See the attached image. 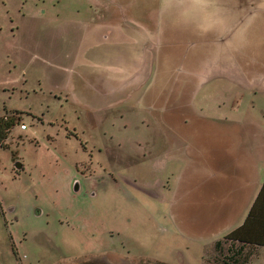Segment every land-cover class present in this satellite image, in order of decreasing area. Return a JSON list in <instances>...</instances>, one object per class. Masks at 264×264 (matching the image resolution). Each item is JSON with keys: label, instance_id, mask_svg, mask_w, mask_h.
<instances>
[{"label": "rangeland", "instance_id": "1", "mask_svg": "<svg viewBox=\"0 0 264 264\" xmlns=\"http://www.w3.org/2000/svg\"><path fill=\"white\" fill-rule=\"evenodd\" d=\"M105 1L0 0V117L17 120L0 264H220L264 178L259 0H212L230 21Z\"/></svg>", "mask_w": 264, "mask_h": 264}, {"label": "trees", "instance_id": "2", "mask_svg": "<svg viewBox=\"0 0 264 264\" xmlns=\"http://www.w3.org/2000/svg\"><path fill=\"white\" fill-rule=\"evenodd\" d=\"M14 116L0 117V146L5 144L16 126ZM1 207V204H0ZM223 241V242H222ZM258 247H264V184L245 222L230 232L223 240L217 241L215 250L221 254L220 264H248Z\"/></svg>", "mask_w": 264, "mask_h": 264}, {"label": "crops", "instance_id": "3", "mask_svg": "<svg viewBox=\"0 0 264 264\" xmlns=\"http://www.w3.org/2000/svg\"><path fill=\"white\" fill-rule=\"evenodd\" d=\"M101 1H103V0H101ZM108 1H110V0H106L105 2H103V4L107 3ZM195 1H197V9H198L199 12H204V13L206 12L208 14H212V16L213 15L218 16L219 14H224V17L223 18L225 20H227V21H230L231 19H234L235 15H236V12H235L236 11V6L234 4H229V5L221 6L220 7V6H218V2H216V1L214 2L212 0H210V1L209 0H207V1H205V0H195ZM263 1L264 0H259V2H261V4H259V2L258 3H255V4H251V6L254 9L248 11V13H249L248 14V16H249V23H253V30L254 29H258V28H261V29L264 28V9H260V8L258 9L259 6H263L264 7V4L262 5ZM205 2H206V4H205ZM225 8L226 9L232 8V9L228 10L229 11L228 13L230 14V16L227 13H224L222 11ZM238 10H240V12H244V16H245V14H246V11L245 10H241V9H238ZM259 10H262L263 13L260 12ZM257 13H261L262 15L259 16ZM138 29L146 30L145 28H138ZM125 32L127 34L129 33V34L136 35V33L134 31L126 30ZM219 39L220 40H223L224 38L223 39L219 38ZM260 78L263 79L262 80L263 81V84H262V88L257 89V92L264 91V64H263V66L260 69ZM249 85H251V84L249 83ZM251 86H253V85H251ZM203 117H205V116H203ZM254 170H255V168H254ZM256 173L259 176V181H258V186L259 187H258V189H257V191H256V193L254 195V197L256 196L255 197V200L251 202L250 207H249V211H248L247 215L245 214L244 220L236 228H238L239 226H241L245 222L247 216L249 215L250 210L253 207V204L255 203V201H256V199H257V197L259 195V192H260V190L262 188V185L264 184V178H262V174H259L257 171H256ZM249 184L252 187V181L251 180L249 181ZM236 228H234L233 230H235ZM232 231H230V232H232ZM256 254H258V248L256 249Z\"/></svg>", "mask_w": 264, "mask_h": 264}, {"label": "built area", "instance_id": "4", "mask_svg": "<svg viewBox=\"0 0 264 264\" xmlns=\"http://www.w3.org/2000/svg\"><path fill=\"white\" fill-rule=\"evenodd\" d=\"M20 128L22 130H27L28 129V126H27V124L23 123V124L20 125Z\"/></svg>", "mask_w": 264, "mask_h": 264}, {"label": "flooded vegetation", "instance_id": "5", "mask_svg": "<svg viewBox=\"0 0 264 264\" xmlns=\"http://www.w3.org/2000/svg\"><path fill=\"white\" fill-rule=\"evenodd\" d=\"M9 117H10V116H9ZM16 125H17V121H16ZM15 127H16V126H15ZM15 127H14V128H15ZM22 139H23V138H22ZM22 139H21V140H22ZM5 144H7V143H5ZM0 148H1V146H0Z\"/></svg>", "mask_w": 264, "mask_h": 264}]
</instances>
